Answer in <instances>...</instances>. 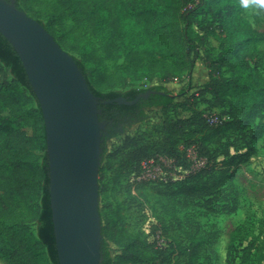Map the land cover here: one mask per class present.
Segmentation results:
<instances>
[{
  "label": "trees",
  "instance_id": "trees-1",
  "mask_svg": "<svg viewBox=\"0 0 264 264\" xmlns=\"http://www.w3.org/2000/svg\"><path fill=\"white\" fill-rule=\"evenodd\" d=\"M41 4L45 7H36ZM17 6L41 22L74 56L90 88L100 97L99 119L106 123L103 157L107 140L122 132L118 126L127 117L132 123L147 117L141 107L133 116L135 111L126 104L103 102L144 90L97 89L93 82L99 83L104 75L105 56H124L117 68L119 81L166 72L190 77L203 53L212 57L207 64L208 80L192 93L195 101L187 116H173L169 111L172 98L154 86L163 93L153 95L146 105L163 107L162 122L127 136L111 154L124 155L113 182L126 191L131 202L142 194L154 197L158 207L152 204L151 209L158 222L151 223L153 240H148L130 232L127 199L109 204L105 213L100 210V264H200L203 252L216 254L217 231L204 229L191 209L202 205L214 213L236 212L240 206L237 171L257 153L264 136V71L253 61L261 52L258 43L264 41V32L245 15V0H17ZM174 12L184 24L182 31L169 30L166 24ZM66 17L72 27L65 23ZM91 37L102 43L105 56ZM211 37L219 39L218 46L208 47ZM13 83L23 88H14ZM28 121L37 125L34 135L26 130ZM39 148L46 151L42 160L35 153ZM144 162L159 167L161 174L138 178ZM102 172L101 165L100 194ZM178 208L184 211L182 216ZM158 232L162 241L156 237ZM112 246L117 247L116 254ZM233 247L232 236L229 263L233 262ZM0 260L5 264H59L43 113L19 54L1 32ZM238 264H250L248 255L244 253Z\"/></svg>",
  "mask_w": 264,
  "mask_h": 264
},
{
  "label": "water",
  "instance_id": "water-1",
  "mask_svg": "<svg viewBox=\"0 0 264 264\" xmlns=\"http://www.w3.org/2000/svg\"><path fill=\"white\" fill-rule=\"evenodd\" d=\"M0 32L19 54L43 113L59 264H100V97L74 56L17 0H0Z\"/></svg>",
  "mask_w": 264,
  "mask_h": 264
},
{
  "label": "rangeland",
  "instance_id": "rangeland-1",
  "mask_svg": "<svg viewBox=\"0 0 264 264\" xmlns=\"http://www.w3.org/2000/svg\"><path fill=\"white\" fill-rule=\"evenodd\" d=\"M43 2H55V0H43ZM38 6L45 7V4L36 5L37 8H39ZM245 15L256 29L264 32V2L245 0ZM178 17V13L174 12L167 20L166 24L169 30L182 31L184 24ZM65 23L70 27L73 26V22L69 17L65 18ZM91 39L97 44L101 55L105 56L102 43L96 37H91ZM218 45L219 39L217 37H211L208 40V47ZM258 48L261 52L255 56L253 61H257L260 68L264 71V41L258 43ZM204 54L203 60H196L190 77L185 75L175 77L173 76L174 74L166 72L165 74L155 73L151 78H142L136 81H119L117 68L124 62L123 55L116 59L105 56L103 60L105 66L104 75H100L99 83L93 82V84L97 89L104 92L110 90L125 91L132 87H159L172 98L169 107L170 113L176 117H185L190 113L188 108L195 101L192 93L200 89L209 76L207 64L211 62L212 57L210 58L208 54H205L207 60L204 62ZM172 70L173 68H170V72ZM8 79L12 80L10 76H8ZM111 83H114V85L110 86ZM12 86L18 89L23 88L18 83H13ZM33 105L35 103L28 104L25 106V109H30ZM163 111L162 106L147 108V117L144 121L129 125L121 133L109 138L106 142L107 151L104 153V157L102 156L100 164V166H103L100 210L105 213L108 210L107 206L109 204L115 205L116 202H123L127 199L130 202V207L125 210V213L130 232L133 235L139 233L143 238H147L148 240H153V236L149 234L151 223L158 222L156 213L153 214L151 209V205L155 204L156 199L152 196L145 197L142 194L135 201L131 202L126 191L120 188L119 184L113 182L115 176L114 170L119 166L118 164L124 155L118 153L116 156L111 157V154L116 152L127 136L149 131L154 125L160 124L163 119ZM33 122L28 121L26 126L27 132L32 135L37 130V125ZM127 151H125V154ZM35 153L42 160L46 151L39 148ZM109 162L112 163L111 166ZM158 174L160 175V171L157 167L144 162L142 174L138 178H148ZM235 184L240 193V206L236 212L214 213L202 205L194 206L191 209L194 217L201 222L204 229L217 231V238L213 244L216 254L210 251L203 252L200 264H238L244 253L248 255L250 264H264V136L258 142L257 153L239 167ZM146 190L147 192H151L148 189ZM137 192L140 193L141 190ZM155 206L158 207L157 204ZM177 211L181 216L184 214V211L180 210V208ZM166 220H168V217H166ZM33 228L36 230L35 226ZM176 233L169 232V235L177 236ZM232 236L234 237V247L231 249L230 258H232L233 262L229 263L227 252ZM156 237L162 241L160 232L157 233ZM35 240H38V237H35ZM112 247L113 254H116L118 252L117 247ZM0 264L5 263L0 261Z\"/></svg>",
  "mask_w": 264,
  "mask_h": 264
},
{
  "label": "flooded vegetation",
  "instance_id": "flooded-vegetation-1",
  "mask_svg": "<svg viewBox=\"0 0 264 264\" xmlns=\"http://www.w3.org/2000/svg\"><path fill=\"white\" fill-rule=\"evenodd\" d=\"M131 89L132 88H129V89H127V91H129ZM159 93H163V91L159 90V89H156L154 87H149V88H144L143 91L138 92V93H128L127 95L123 94L121 96H118V97H115V98L109 99V100H114V99L119 98V97H125L127 102H118L116 100H114L112 102H117L118 104H126V105L130 106V109L132 111H135V112L131 113V115L134 116L135 114L140 112V108L139 107H141L142 110L145 109L147 111V108H150V106H147L146 104L150 101V99H151V97L153 95L159 94ZM100 101H101V99H100ZM105 101L106 100H104L103 102H105ZM130 119H131L130 117H127V119L124 122V124L118 126L121 131H123L129 125L134 124V123H132L130 121ZM105 127H106V123H105Z\"/></svg>",
  "mask_w": 264,
  "mask_h": 264
},
{
  "label": "clouds",
  "instance_id": "clouds-1",
  "mask_svg": "<svg viewBox=\"0 0 264 264\" xmlns=\"http://www.w3.org/2000/svg\"><path fill=\"white\" fill-rule=\"evenodd\" d=\"M257 2H264V0H257Z\"/></svg>",
  "mask_w": 264,
  "mask_h": 264
},
{
  "label": "built area",
  "instance_id": "built-area-1",
  "mask_svg": "<svg viewBox=\"0 0 264 264\" xmlns=\"http://www.w3.org/2000/svg\"><path fill=\"white\" fill-rule=\"evenodd\" d=\"M157 169L160 171V174H161V170H160V168H159V167H157Z\"/></svg>",
  "mask_w": 264,
  "mask_h": 264
},
{
  "label": "crops",
  "instance_id": "crops-1",
  "mask_svg": "<svg viewBox=\"0 0 264 264\" xmlns=\"http://www.w3.org/2000/svg\"><path fill=\"white\" fill-rule=\"evenodd\" d=\"M208 80V79H207ZM0 261H2V260H0Z\"/></svg>",
  "mask_w": 264,
  "mask_h": 264
}]
</instances>
